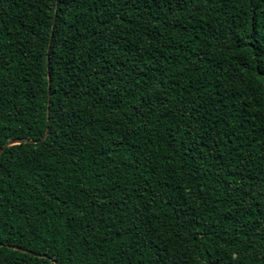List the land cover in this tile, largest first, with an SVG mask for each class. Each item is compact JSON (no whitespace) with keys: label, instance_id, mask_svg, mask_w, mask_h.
I'll return each instance as SVG.
<instances>
[{"label":"trees","instance_id":"1","mask_svg":"<svg viewBox=\"0 0 264 264\" xmlns=\"http://www.w3.org/2000/svg\"><path fill=\"white\" fill-rule=\"evenodd\" d=\"M0 149V264H264V0H0Z\"/></svg>","mask_w":264,"mask_h":264},{"label":"water","instance_id":"2","mask_svg":"<svg viewBox=\"0 0 264 264\" xmlns=\"http://www.w3.org/2000/svg\"><path fill=\"white\" fill-rule=\"evenodd\" d=\"M52 35V34H51ZM50 46V44H49ZM49 50V48H48ZM47 135V134H46ZM46 135L43 137L42 140L45 139ZM23 143H36V141H29V140H20V139H15V140H12V141H9L5 146V147H8V146H13V145H19V144H23ZM3 149H0V154L2 153ZM15 250H18L20 252H23V253H28V254H31L33 256H36V257H39V258H46V256L44 255H36L32 252H29L28 250H24V249H21V248H14Z\"/></svg>","mask_w":264,"mask_h":264}]
</instances>
